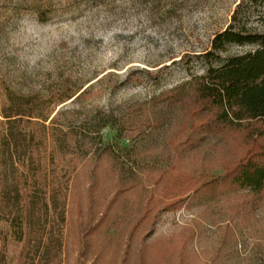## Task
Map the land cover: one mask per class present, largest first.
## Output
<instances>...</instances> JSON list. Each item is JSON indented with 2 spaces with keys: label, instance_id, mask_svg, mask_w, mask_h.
Listing matches in <instances>:
<instances>
[{
  "label": "rangeland",
  "instance_id": "374dc122",
  "mask_svg": "<svg viewBox=\"0 0 264 264\" xmlns=\"http://www.w3.org/2000/svg\"><path fill=\"white\" fill-rule=\"evenodd\" d=\"M241 1L0 0V110L9 88L36 117L21 128L35 176L25 173L19 202L5 164L6 203L48 202L56 263L264 264V191L225 179L246 158L243 134L206 128L189 86ZM249 26L263 32L264 11ZM36 207L19 242V222L0 224L7 264L56 261L52 243L45 262L37 252Z\"/></svg>",
  "mask_w": 264,
  "mask_h": 264
},
{
  "label": "trees",
  "instance_id": "16d2710c",
  "mask_svg": "<svg viewBox=\"0 0 264 264\" xmlns=\"http://www.w3.org/2000/svg\"><path fill=\"white\" fill-rule=\"evenodd\" d=\"M260 10V11H259ZM264 11V0H242L237 6L231 24L222 32L214 36L210 49L204 52L202 58L207 64L205 75L193 76L189 86L193 89L194 109L196 116H205L206 128L216 127L219 131H236L243 134L244 143L248 150L245 159L227 169L225 179L231 180V184L239 190H247L252 194L259 195L264 191V143H257L256 138L264 139V31L250 27L251 17ZM250 46L252 49L237 55L223 56L230 46ZM6 105L0 110V224L6 225L12 230L13 223L19 222L20 237L23 239V229L31 230L34 204L40 213L38 228L42 234L39 239L37 252H40L42 262L49 251L52 243V253L56 258L53 264L63 252L61 235H58L54 228L47 227V219L44 213L48 214L47 201H34L28 197L27 205L11 208L6 203L7 185L6 176L2 167L13 171L11 187L18 192L16 200L20 202L18 189L21 185L29 182L24 179L28 172L31 177L33 168V157L22 162V125L30 124L33 117L28 109V101L25 97L18 95L9 88H6ZM256 137V138H254ZM25 166L26 171L20 172V167ZM16 169L19 173L15 175ZM31 172V173H30ZM35 176V173H33ZM33 176V177H34ZM24 181L26 183H24ZM47 187L45 183V188ZM5 204V205H4ZM52 207L59 213L57 216L61 223H65L66 198L65 202L59 203V195L52 197ZM47 230H49L47 234ZM60 233V232H58ZM0 240L6 242L7 236L3 230L0 233ZM7 256L2 253L0 264H7ZM22 262V261H21ZM27 264V263H21Z\"/></svg>",
  "mask_w": 264,
  "mask_h": 264
},
{
  "label": "water",
  "instance_id": "95a60500",
  "mask_svg": "<svg viewBox=\"0 0 264 264\" xmlns=\"http://www.w3.org/2000/svg\"><path fill=\"white\" fill-rule=\"evenodd\" d=\"M240 4V3H239Z\"/></svg>",
  "mask_w": 264,
  "mask_h": 264
}]
</instances>
